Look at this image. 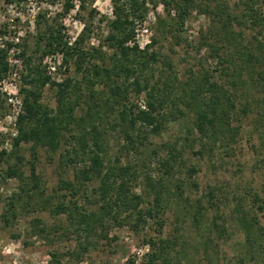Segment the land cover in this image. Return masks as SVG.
I'll list each match as a JSON object with an SVG mask.
<instances>
[{
  "label": "trees",
  "instance_id": "1",
  "mask_svg": "<svg viewBox=\"0 0 264 264\" xmlns=\"http://www.w3.org/2000/svg\"><path fill=\"white\" fill-rule=\"evenodd\" d=\"M158 1L166 17L157 18L156 37H151L141 49L136 44L128 43L134 39L136 23L145 20L150 4L152 9L156 6L152 0H110L112 18L108 20L105 42L112 52L107 59L102 51L103 43L96 47H83L87 26L69 44L63 40L60 28L44 23L43 32L38 33L36 41L37 49L41 51L37 64L32 62L31 56L26 55L24 44L20 45L22 50L19 57L27 64L25 74L20 76L23 110L15 119L16 135L12 139L11 150L8 153L1 150L0 160L4 156L21 160L17 153L21 143L51 152H56L63 145L67 146L59 155V168L71 166L73 175L72 179H58L55 192L63 193L45 195L32 162L28 176L23 175L16 165H8L5 176L20 181V191L27 194L26 199L39 200L41 208L53 216L64 215L72 234L81 242L78 251L66 253L77 261L89 251L90 246L95 245L93 237L107 239L106 228L110 222L113 226H121L126 218H132L134 229L146 225L148 220L157 226L158 236L144 240L148 251L143 256L142 264H171L179 253L175 249V239L162 238L160 235L164 211L172 202L176 204V201L166 196L168 185L173 184L182 192L185 184L175 178L173 172L176 166H184L185 150L192 149L195 146L193 142H197L198 149L193 153L209 159L215 144L225 143L227 146L235 141L240 127L233 124L234 119L251 110L256 116V130L264 126V38L261 34L264 25L261 6H264V0H240L242 11L239 14L230 12L225 0ZM259 3L261 5L258 6ZM71 8L73 1H66L65 12ZM192 10L206 15L219 26V44L206 41L204 44L209 48V57L217 60L221 79H213L207 70L198 74L189 70L188 77L178 86L173 87L167 80L161 85L151 83L146 72L159 58L152 47L157 43V36L166 33L164 28L168 25L167 18H170V13L173 14L171 20L174 21V27L169 32L175 33V42L179 44L178 33ZM35 23L39 27V15ZM234 27L256 30V36L252 41H244L241 31L236 32ZM6 52V49L0 48V79L6 71ZM55 54L61 56V66L66 67L70 62L74 64L76 72L80 74L79 80L69 76L61 81L52 80L41 62L43 56ZM164 64L170 69L168 61H164ZM46 86L54 89V110L40 102L42 90ZM81 90L86 96L84 111L82 115L75 116L74 110L79 105L75 96ZM131 92L144 94L145 101L141 108L129 103ZM108 114L115 117L114 120L122 129L126 147L130 149L142 146L147 133L159 134L170 118L174 120L177 116H192V126L188 131H194L195 139L185 136L180 142L164 145V155L157 157L163 174L148 181L152 198L147 207H140L143 198L130 191L129 182L133 173L129 164L114 165L106 159L105 131L101 125ZM65 133L68 134V140ZM79 162L82 165L76 167ZM185 168L189 186L196 187L194 181L190 180L196 168L190 164ZM92 180L98 182L93 190L98 201L94 209L84 210L78 205L76 197L83 182ZM179 198H182V193ZM215 198L213 189H209L205 205L198 199L188 204L187 211L196 229L199 230L200 225L204 224V230L211 232V229H215L222 234L225 229L217 223L220 208ZM250 198L249 204L243 199H236L231 215L243 234L245 248L251 251L253 264H264V224L259 217L264 219V183L260 191L251 193ZM19 199V193L12 194L5 213L13 216ZM209 207H213L216 213L209 222L203 223ZM123 213L127 214L122 217ZM4 217L7 220V216ZM32 226L34 233L39 236H45L51 230L56 231L54 228L47 229L38 218L33 219ZM55 228L67 231L63 226ZM208 237L205 239L208 240ZM203 245V251L207 253L206 242ZM50 260L51 264H61L60 255L55 252L50 253Z\"/></svg>",
  "mask_w": 264,
  "mask_h": 264
},
{
  "label": "rangeland",
  "instance_id": "2",
  "mask_svg": "<svg viewBox=\"0 0 264 264\" xmlns=\"http://www.w3.org/2000/svg\"><path fill=\"white\" fill-rule=\"evenodd\" d=\"M66 1L68 0H0V37L6 39L19 37L17 45L19 51L22 50L20 45L23 43L26 55L31 56L32 62L37 64L41 51L37 49L36 41L38 33L43 32L44 23L60 28L63 40L69 44L73 43L84 26H87L83 47L86 49L103 43L102 51L107 59L112 52L105 42L108 20L112 18L110 0H72L73 8L65 12ZM152 1L156 2V6L152 9L150 4V11L145 20L137 22L134 27V33L141 44L151 37H156L157 18L166 17V12L159 1ZM225 2L230 12L241 13L240 0ZM261 9L264 13V6H261ZM34 15L40 17L39 27H36L35 21L33 22ZM36 18L37 16L35 20ZM172 18L174 16L170 13V18H167L168 25L164 28L166 33L157 36V43L152 47L159 58L146 72L150 82L161 85V82L167 80L175 87L188 77L189 70L195 74L207 70L213 79L219 81L220 67L216 59L209 57V48L204 44L205 41L219 44L218 24L197 10H192L178 33L180 43L177 44L175 33L169 32L173 31L174 27ZM234 30L241 31L244 41H252L256 36V30L250 28L234 27ZM261 34L264 38V25ZM46 56H43L41 66H45L43 61ZM164 61L170 63V69ZM48 62L56 67V72L50 75L52 80L61 81L67 76L75 80L80 79V74L76 72L72 62L66 67L61 66L57 55L47 58L46 64ZM14 69L18 76L25 74L27 64L23 58L20 57V64L17 67L7 62L5 74L0 79V151L4 150L7 153L10 152L12 139L16 135L15 111L21 113L23 110V94L20 92L22 81L19 77L13 76ZM10 83L16 86L19 104L9 102L6 92L1 90L11 89ZM75 97L78 98L79 105L75 108L74 115L79 116L84 111L85 92L81 90ZM144 101L143 93L136 95L131 92L129 103L141 108ZM40 102L54 110L56 107L54 89L46 86L42 90ZM255 118L252 110L246 115H238L233 121L234 125L240 127L237 138L227 146L225 143L215 144L209 159L193 153L198 149L197 142H193L195 146L183 153L184 166L178 163L179 166L173 170L174 177L185 184L182 186V192L173 184H169V191L166 193V196L176 201V204L172 202L164 211V225L160 235L162 238L175 239V249L179 253L172 259L171 264H253L251 251L245 248L243 234L232 219L231 208L238 198L249 204L251 193L260 191L264 183V126L256 130ZM114 119L113 115L108 114L102 120L106 159L114 165L129 164L133 173L130 176V191L143 198L140 207H147L152 198L148 181L155 180L163 174L157 157L164 155V145L180 142L185 136L195 139L194 131L192 133L188 131L192 126V116L188 114L184 117L177 116L174 120L170 118L159 134L147 133L143 145H138L136 149L126 147L122 129ZM67 135L65 133L66 138ZM65 147L67 146L63 145L56 152H51L40 147L32 148L29 143H21L17 151L21 160L18 161L13 156H4L0 160V264H51V252L60 255L61 264H142L143 256L148 251V247L143 244L144 240L158 236L157 226L153 221L148 220L146 225H140L136 229L132 228V218H126L121 226H113L114 224L110 222L106 228L107 239L93 237L95 245L90 246L89 251L77 261L75 257L66 253L78 251L81 242L72 234L64 215H51L41 208L39 200L26 199L27 194L20 191L22 186L20 181L16 178H6L5 170L8 165H16L23 175L28 176L32 162L40 177L44 194L63 193L55 192L58 179H72L73 175L71 166L63 168L64 170L59 168V155ZM189 164L197 170L190 179L194 181L196 187L189 186L185 168ZM81 165L79 162L75 166ZM97 185L96 180L83 182V187L76 198L78 205L84 210L96 207L98 196L93 190ZM209 189H213L216 195L215 202L220 208L217 223L225 229L222 234L215 229H211V232L204 230V224L200 225L199 230L196 229L187 211L188 204L194 203L195 200L201 199L205 205L206 192ZM14 193H19L21 199L17 200L12 216L5 212L9 198ZM180 193L182 198H179ZM215 213L216 210L209 207L203 223L209 222ZM126 214L123 213L121 216L124 217ZM4 215L7 216V220ZM259 217L264 224V219ZM35 218L40 219L41 224L47 229L54 228L56 231L51 230L45 236L35 234L32 228V221ZM58 225L67 231L56 229L55 226ZM62 232L65 234L62 235ZM207 235L208 240L205 239ZM203 242H206L207 253L203 251Z\"/></svg>",
  "mask_w": 264,
  "mask_h": 264
},
{
  "label": "built area",
  "instance_id": "3",
  "mask_svg": "<svg viewBox=\"0 0 264 264\" xmlns=\"http://www.w3.org/2000/svg\"><path fill=\"white\" fill-rule=\"evenodd\" d=\"M36 16L34 15L33 22L35 21V17ZM2 36H5V35H2ZM0 38H2L1 41H0V48H4V49L7 50V52H6V62H9L10 65L17 67L20 64V57L18 55L20 51H19V48L17 47V45L19 44V37L15 36L12 39H6V37H0ZM3 38H5V39H3ZM149 41H150V39H148L145 43L141 44V43L138 42L137 34H135L134 35V39L131 42H129L128 44L129 45L136 44L141 49L146 44H148ZM9 44H10V46L7 47ZM55 55L59 56V64H60L61 56L58 55V54H55ZM53 56L54 55H47L45 57V61H43L44 64H45V68L47 70V74L48 75L54 74L56 72V67L52 63L48 62L46 64V59L47 58H51ZM62 68H64V67H62ZM13 76L16 77V78L17 77L20 78V76H18L17 73H16V69H14ZM10 87H11V89H1V90L3 92H6L9 102L19 104L20 102H19L18 98L16 97V90H17L16 86L13 83H10ZM18 114H19V111L16 110L15 111V115H14V121H15V119H16Z\"/></svg>",
  "mask_w": 264,
  "mask_h": 264
}]
</instances>
